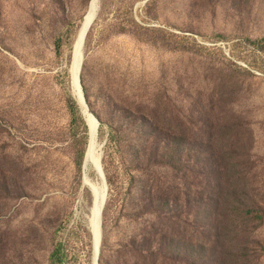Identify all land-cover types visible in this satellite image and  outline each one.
Wrapping results in <instances>:
<instances>
[{"label":"rangeland","instance_id":"obj_1","mask_svg":"<svg viewBox=\"0 0 264 264\" xmlns=\"http://www.w3.org/2000/svg\"><path fill=\"white\" fill-rule=\"evenodd\" d=\"M144 1L101 0L86 40L99 264H264V0ZM90 2L0 0V264H94Z\"/></svg>","mask_w":264,"mask_h":264},{"label":"water","instance_id":"obj_2","mask_svg":"<svg viewBox=\"0 0 264 264\" xmlns=\"http://www.w3.org/2000/svg\"><path fill=\"white\" fill-rule=\"evenodd\" d=\"M149 0H145L142 4L145 5ZM99 15V10L97 11L96 14H94L90 19H86L83 23V34L81 36V38L76 41V43L73 46V55H72V62H71V68L75 62V52L77 50V48L80 49L81 52V66H80V72H79V86H80V90H81V100H77L76 101L78 103L79 109H80V114L83 117V119L86 122V125L88 127L89 130V142H88V146H87V150L85 152V156H84V160H83V166H82V170L83 171H89L91 168H93V170L96 171V173L98 174V177L100 179V181L102 182V185L104 187V196H102L99 201H98V213H99V223H100V227L102 228V215H103V211L104 208L106 206V202H107V198H108V185H107V181H106V176L102 167V150H103V145H100L98 147H96L95 152L96 154H98V160L96 161V159H94V156L92 154V141H91V133H90V126H89V122H94L95 123V138L96 141L98 142V133H99V127L100 124L97 121V119L94 117V115L91 113L88 105H87V100L85 97V93H84V89L82 86V72H83V68L85 65V60H86V46H87V41L89 37L88 34H90L92 27L97 19ZM71 74V72H70ZM101 243H102V235H100V240H99V245L97 248V255H96V264H99V258H100V248H101Z\"/></svg>","mask_w":264,"mask_h":264},{"label":"bare ground","instance_id":"obj_3","mask_svg":"<svg viewBox=\"0 0 264 264\" xmlns=\"http://www.w3.org/2000/svg\"><path fill=\"white\" fill-rule=\"evenodd\" d=\"M100 3L101 0H91L89 9L87 14L85 15L84 21L86 19H90L94 14L97 13L98 10H100ZM143 3V2H142ZM84 23V22H83ZM83 26V24H82ZM83 34V28L81 27L80 32L78 34V38L76 41H78ZM76 43V42H75ZM81 52L80 49L77 48L75 52V62L70 68L71 72V77H72V86H73V91H74V97L77 100H81V90L79 86V72H80V66H81ZM90 126V133H91V141H92V154L94 156V159L96 161L98 160V154H96L95 149L96 147L99 146V141H96V136H95V123L94 122H89ZM98 145V146H97ZM95 173L96 174V181H94L91 177V174ZM88 189L91 194H92V199H93V206L91 209V215L89 217V226L90 230L92 233V238L94 242V264H96V255H97V248L99 245V240H100V235H102V228L100 227L99 223V213H98V201L99 199L104 196V187L102 185V182L100 181L98 174L96 173L93 168H91L89 171H83V186L82 189Z\"/></svg>","mask_w":264,"mask_h":264},{"label":"trees","instance_id":"obj_4","mask_svg":"<svg viewBox=\"0 0 264 264\" xmlns=\"http://www.w3.org/2000/svg\"><path fill=\"white\" fill-rule=\"evenodd\" d=\"M81 27H82V26H81ZM72 110L74 111V108H73V107H72ZM204 166H206V167L208 166L207 168H210V170L213 169V167H211V166H209V165H207V164L204 165ZM206 167H204V170H205ZM208 172H209V171H208ZM209 173H210V172H209ZM86 191H87V193H88L89 195L92 196L91 192H90L87 188H86ZM203 199H204V198L201 197V200H202V201H203Z\"/></svg>","mask_w":264,"mask_h":264}]
</instances>
